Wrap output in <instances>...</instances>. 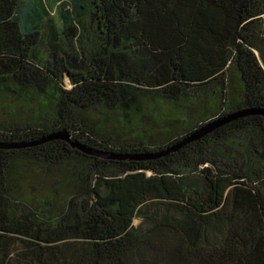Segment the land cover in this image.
<instances>
[{
  "label": "trees",
  "instance_id": "16d2710c",
  "mask_svg": "<svg viewBox=\"0 0 264 264\" xmlns=\"http://www.w3.org/2000/svg\"><path fill=\"white\" fill-rule=\"evenodd\" d=\"M1 143L0 264H264V0H0Z\"/></svg>",
  "mask_w": 264,
  "mask_h": 264
},
{
  "label": "water",
  "instance_id": "95a60500",
  "mask_svg": "<svg viewBox=\"0 0 264 264\" xmlns=\"http://www.w3.org/2000/svg\"><path fill=\"white\" fill-rule=\"evenodd\" d=\"M252 110H242L241 112L239 113H236V114H232L230 116V118H235L236 116H241V115H245V114H249L251 113ZM217 124H219L218 121H215V122H212L204 127H202L201 129H199L197 132H195L189 139H194V138H197L198 136H200L201 134L209 131L210 129L214 128ZM49 139H52V138H62V139H65V140H68L72 143L73 146L83 150L84 152L86 153H91V154H98V155H103V156H106V157H112V158H123L122 156H119V155H107V154H104V153H99L89 147H86L84 145H81V144H78V143H74L72 142V140L70 139L68 133L63 130V131H58L56 133H53L51 134L49 137ZM25 145V144H24ZM24 145H12V144H0V147H18V146H24ZM175 148H177V146H174Z\"/></svg>",
  "mask_w": 264,
  "mask_h": 264
},
{
  "label": "rangeland",
  "instance_id": "374dc122",
  "mask_svg": "<svg viewBox=\"0 0 264 264\" xmlns=\"http://www.w3.org/2000/svg\"><path fill=\"white\" fill-rule=\"evenodd\" d=\"M66 83L68 86H70L68 79H66ZM136 222H138V220H136Z\"/></svg>",
  "mask_w": 264,
  "mask_h": 264
}]
</instances>
